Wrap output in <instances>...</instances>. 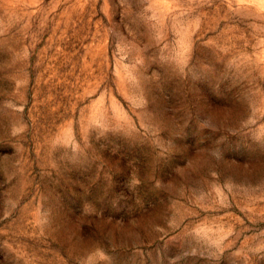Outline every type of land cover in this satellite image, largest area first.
I'll return each instance as SVG.
<instances>
[{
  "label": "rangeland",
  "instance_id": "1",
  "mask_svg": "<svg viewBox=\"0 0 264 264\" xmlns=\"http://www.w3.org/2000/svg\"><path fill=\"white\" fill-rule=\"evenodd\" d=\"M0 264H264V0H0Z\"/></svg>",
  "mask_w": 264,
  "mask_h": 264
}]
</instances>
